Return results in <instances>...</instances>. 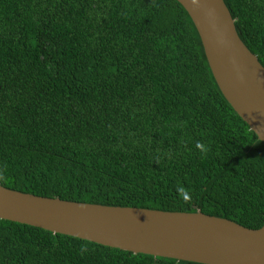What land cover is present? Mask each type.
<instances>
[{
    "label": "trees",
    "instance_id": "16d2710c",
    "mask_svg": "<svg viewBox=\"0 0 264 264\" xmlns=\"http://www.w3.org/2000/svg\"><path fill=\"white\" fill-rule=\"evenodd\" d=\"M264 66V0H225ZM0 184L264 225V141L178 0H0ZM0 264H203L0 218Z\"/></svg>",
    "mask_w": 264,
    "mask_h": 264
},
{
    "label": "water",
    "instance_id": "95a60500",
    "mask_svg": "<svg viewBox=\"0 0 264 264\" xmlns=\"http://www.w3.org/2000/svg\"><path fill=\"white\" fill-rule=\"evenodd\" d=\"M200 35L222 93L264 141V66L241 39L225 0H178ZM0 218L134 253L203 264H264V225L196 212L49 197L0 184Z\"/></svg>",
    "mask_w": 264,
    "mask_h": 264
}]
</instances>
